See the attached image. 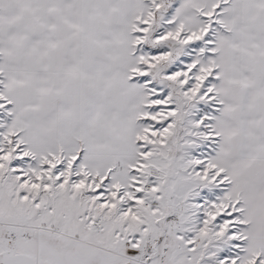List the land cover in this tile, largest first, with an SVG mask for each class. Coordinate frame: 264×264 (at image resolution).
<instances>
[{"label":"snow or ice","instance_id":"obj_1","mask_svg":"<svg viewBox=\"0 0 264 264\" xmlns=\"http://www.w3.org/2000/svg\"><path fill=\"white\" fill-rule=\"evenodd\" d=\"M0 264H264V0H0Z\"/></svg>","mask_w":264,"mask_h":264}]
</instances>
